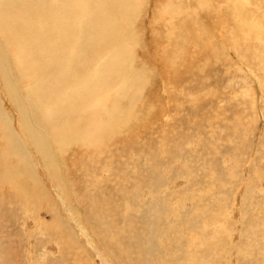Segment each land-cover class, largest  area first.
I'll use <instances>...</instances> for the list:
<instances>
[{"label":"rangeland","instance_id":"1","mask_svg":"<svg viewBox=\"0 0 264 264\" xmlns=\"http://www.w3.org/2000/svg\"><path fill=\"white\" fill-rule=\"evenodd\" d=\"M186 2H134L132 67L116 61L110 74L112 90L139 74L142 98L120 96L130 115L102 136L103 152L85 138L53 148L63 121H52L58 133L36 101L29 114L28 76L27 93L16 91L29 107L6 89L13 61L0 40V264H264V0H235L263 35L252 42L261 57L253 47L242 58L217 18L227 16L222 0ZM117 25L95 34L94 50L112 45ZM61 76L72 96L81 76ZM39 79L53 89L51 77ZM50 158L56 173L45 168ZM33 161L43 188L26 171ZM15 180L30 194L13 190Z\"/></svg>","mask_w":264,"mask_h":264},{"label":"bare ground","instance_id":"2","mask_svg":"<svg viewBox=\"0 0 264 264\" xmlns=\"http://www.w3.org/2000/svg\"><path fill=\"white\" fill-rule=\"evenodd\" d=\"M197 1L199 2V7H202L203 3L209 4L204 5V7L219 8L221 4L227 7L226 17L228 21L232 18V25L228 27L226 17L222 18L219 15L220 17L217 18L221 21L222 30L226 31L225 34L227 36L230 35L229 41L232 48L235 47L241 58L245 55L243 51H240L241 48L252 50L255 47L252 43L253 39L256 40L255 42L263 39L258 25H255L253 21L246 17L243 9L236 6L241 0H238L237 3L235 0H222L221 4H219L221 0L219 2H213L214 0ZM243 1L245 2L244 4L249 2V0ZM16 2L19 5H16ZM134 2L136 0H0V37L2 38L0 40L4 42V48L10 54L11 61H13L7 65L9 69L6 71L8 77L6 78L8 79V85L6 84L7 80L5 82L7 85L6 89L11 94H14L12 96H15L14 98L17 101H20L23 94H25L24 92H26L24 87L26 84L23 78H20L28 76L27 80L29 82L26 87H30V91H28V88L26 90L30 93L28 95L29 100H27L30 101L28 104L30 107L26 105L27 102L24 97L25 101L23 103L26 102L25 105L33 109L35 107L31 106H34L36 103L34 104L33 102L36 101L38 103L36 108L48 109L51 126H57L55 122H52L55 119L63 121V134L61 136L58 134L60 133L58 132V126V133H53L55 131L48 133L53 139L56 136L59 137L53 148L57 149L71 140L81 141L82 138H85L89 140L87 148H96L93 150L99 152L109 150L107 145L99 142L106 140L101 139L102 136L107 135L109 137L112 134L111 128L113 124L117 120L120 122L125 116L130 115L128 114L132 106H128L130 97L134 99L142 98V90L139 87H143L144 84L143 78L139 74L135 76L130 70L129 74L124 78V85L117 90H112L115 84L113 82L114 77L110 74L112 63L119 61L126 67L130 64L129 58L132 56V49L130 44H128L129 35L125 33V27L128 23H131V21H128L133 15ZM189 2L190 0H187L186 4ZM139 4L136 3V5ZM168 4L166 3V5ZM164 5H159L162 6L161 12L166 9ZM135 9L138 8L135 7ZM193 11H196V9ZM209 18V16H205L204 19L208 20ZM205 20L204 22H206ZM216 21L210 22L212 28ZM114 23L118 25L113 29L114 40L112 45L104 44L94 50L95 34L102 33L108 25H113ZM213 31H215V28ZM169 36L170 34L166 33L164 37L167 39ZM103 42L105 43L106 41L103 40ZM212 43L218 44L213 34ZM262 44L264 45V42ZM201 46L202 44L200 48ZM211 46L213 45L211 44ZM258 47L254 48L252 56L256 54L261 57ZM127 53L131 56L127 55ZM62 57L65 59V63ZM38 58H42L44 62L39 63ZM72 64H75L74 68ZM15 68L16 76L14 78V75H11V71L15 72ZM61 74L64 76L71 74L74 78L81 76L79 81H77L78 86L74 89L72 96H68L65 92L66 81ZM40 75H47L52 78L54 81L52 90L47 89L41 83ZM18 83L22 84L21 86L23 87H17ZM18 89L24 90L22 97L21 94H18L21 91L17 93L16 90ZM127 93L128 104L121 105V101L119 102L121 100L120 96ZM34 110L27 111L30 114ZM22 111L24 110L22 109ZM18 113L24 115L20 111ZM74 120L79 121L80 125L72 127V121ZM22 126L24 130L28 129L27 125L23 124ZM115 133L117 134V132ZM16 140L17 138L12 140L13 142L10 140L9 146L12 147ZM101 143L105 147H102ZM64 158L63 156L61 164H63ZM36 164L37 162L33 161L31 163L32 169L29 165L26 168L30 175H33ZM61 164L57 161L58 167ZM54 165L56 164L52 165V158H50L45 163V168L50 172L56 173L58 168L55 169L56 166ZM33 177L30 179H33L40 188H43L40 177L38 175H33ZM15 182L21 186L17 188V185L16 188H12L13 190L24 195L30 194V191L22 184V180H15ZM50 227L52 226L50 225Z\"/></svg>","mask_w":264,"mask_h":264}]
</instances>
